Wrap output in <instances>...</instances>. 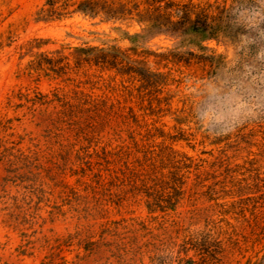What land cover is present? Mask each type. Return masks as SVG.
I'll list each match as a JSON object with an SVG mask.
<instances>
[{"label": "rangeland", "instance_id": "374dc122", "mask_svg": "<svg viewBox=\"0 0 264 264\" xmlns=\"http://www.w3.org/2000/svg\"><path fill=\"white\" fill-rule=\"evenodd\" d=\"M46 1L0 0V264H165L177 251L174 231L164 229L174 217L151 219L135 193L160 184L155 170L138 168L160 153L175 159L188 189L197 171L210 178L212 196L187 190L178 211L187 218L190 205L207 209L192 228L221 217L251 224L221 247L212 244L213 264H264V0H226L240 25L216 41L150 40L151 52L177 46L182 55L147 58L167 82L159 99L148 90L143 100L139 83L98 69L65 80L29 74L23 47L34 38L50 39L42 50L126 48L117 29L139 30L85 16L75 10L81 0H49L56 19L36 22ZM107 1L118 13L148 2ZM82 108L100 122L80 143L61 112ZM80 123V130L93 125ZM24 162L32 169L23 171ZM217 204L245 209L223 217Z\"/></svg>", "mask_w": 264, "mask_h": 264}, {"label": "trees", "instance_id": "16d2710c", "mask_svg": "<svg viewBox=\"0 0 264 264\" xmlns=\"http://www.w3.org/2000/svg\"><path fill=\"white\" fill-rule=\"evenodd\" d=\"M233 4L239 6L242 1L235 0ZM114 6L113 2L107 0H81L75 4V10L90 18L100 17L111 23L132 22L137 24L139 30L134 33L117 29L121 39L128 42V47L120 48L115 44H102V46L81 44L73 47L42 50L51 43L50 39L34 38L23 47L25 54H31L29 74H35L39 79L45 77L52 80H65L83 71L98 69L139 83L138 93L140 96L143 95L142 100L146 98L145 95L148 90L151 91L154 98L159 99L158 95L167 82L166 75L158 70L150 69L147 58L149 56L157 58L169 56L177 59L182 55V52L178 51L177 46L168 50L167 53L151 52L145 46L150 40L159 36H166L172 40L179 38L198 40L201 38L203 41H216L225 37L230 29L240 25L237 22L239 21L238 17L230 16L229 13L232 11L233 5L227 4L226 0L221 3L209 2V0H148L142 8L137 4L133 9L121 13H118ZM53 7L47 0L35 12V21L47 23L56 19L55 14H52L54 12ZM260 14L263 17L260 20L261 28H264V10ZM187 54L190 55L192 52H187ZM38 104L42 105L41 103ZM87 109L82 108V111L71 112L70 115L66 110L61 112L62 116L72 123L70 131L78 133L76 139L80 143L94 135L93 130L100 122V118ZM85 119L91 120L93 125L90 129L80 130L82 125L80 121ZM176 123L180 124L178 121ZM157 137L161 140L165 138L163 135ZM177 141L179 140H172L171 142L176 143ZM219 142L220 140H214L210 142V145ZM150 161L149 165L142 163L138 168L146 171L155 170L154 173L160 184L152 188L140 185L135 193L143 198V206L151 219L156 220L159 215L167 216V218L174 217L164 229L170 234H172V230L174 231L173 246L177 245V251L166 254L165 257H168L163 263L213 264V260L210 259L212 244L221 247L230 236L238 234L240 227L244 224L248 226L251 224L221 217L206 221L203 229L192 228L194 226L192 220L202 213H208L207 209L199 210L196 206L190 205L186 212L189 215L188 219L181 218L178 211L184 206L182 200L187 190L205 188V194L212 196V186L205 185L210 178L208 179L206 172L199 170L195 173L193 186L188 189L183 176H180L178 172V168L172 166L175 159L160 153L153 156ZM22 165L25 172L32 169V164L24 162ZM236 206L219 204L220 215L223 217L231 214L236 215L232 210L238 209L237 211L241 212L245 209V206L239 208ZM185 220H188L189 224H186ZM185 225L187 226L184 228ZM153 262L157 264L152 260L151 263Z\"/></svg>", "mask_w": 264, "mask_h": 264}, {"label": "clouds", "instance_id": "9594fccd", "mask_svg": "<svg viewBox=\"0 0 264 264\" xmlns=\"http://www.w3.org/2000/svg\"><path fill=\"white\" fill-rule=\"evenodd\" d=\"M209 115H211V114H209ZM232 115L237 116V115H239V113L233 112ZM221 118H223V114H221Z\"/></svg>", "mask_w": 264, "mask_h": 264}]
</instances>
